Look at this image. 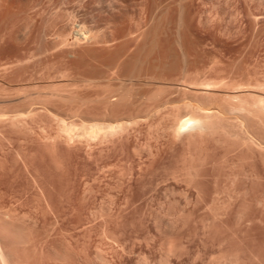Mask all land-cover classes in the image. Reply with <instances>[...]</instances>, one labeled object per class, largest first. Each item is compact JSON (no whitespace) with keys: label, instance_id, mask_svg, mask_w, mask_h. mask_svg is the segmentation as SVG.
Here are the masks:
<instances>
[{"label":"rangeland","instance_id":"1","mask_svg":"<svg viewBox=\"0 0 264 264\" xmlns=\"http://www.w3.org/2000/svg\"><path fill=\"white\" fill-rule=\"evenodd\" d=\"M263 101L264 0H0V264H264V149L169 131Z\"/></svg>","mask_w":264,"mask_h":264},{"label":"bare ground","instance_id":"2","mask_svg":"<svg viewBox=\"0 0 264 264\" xmlns=\"http://www.w3.org/2000/svg\"><path fill=\"white\" fill-rule=\"evenodd\" d=\"M117 1V0H116ZM151 2V1H150ZM151 5V4H150ZM149 5V6H150ZM145 7H146V5H145ZM126 10V9H125ZM126 14V13H125ZM128 15V14H127ZM124 18V17H123ZM80 29H81V27H80ZM78 31H81V30H78ZM87 32V31H86ZM84 38H86V35H85V31L84 32H82V34H81ZM158 61V60H157ZM152 63V62H151ZM149 63H147V65H148ZM150 65V64H149ZM177 65V64H176ZM160 67H162L161 65H156V64H153V65H150L148 68L145 66V68H146V70L145 71H143V75L147 78H150V77H153V75H154V73H155V70L157 69V68H160ZM165 66H163L162 68L163 69H166V68H164ZM168 67V66H167ZM173 68V67H172ZM161 70V69H160ZM169 70V69H168ZM167 70V71H168ZM142 71V70H141ZM159 71V70H158ZM162 72V71H161ZM164 72V71H163ZM141 74V75H142ZM140 74H139V76H141ZM142 78H144L143 76H142ZM152 79V78H151ZM197 84V86H202V87H204L205 89V91H207V88H210L212 85L208 82V81H205V80H203V81H199L198 83H196ZM209 92V91H208ZM166 93H167V90L166 89H164L163 87H157L156 89H154L149 95H148V97L145 99V101L146 102H149V103H152V104H158V103H161V101H163V98L165 97V95H166ZM197 93V92H196ZM206 93V92H205ZM258 99V98H257ZM258 100H260V99H258ZM113 101H117L116 99L115 100H113ZM264 102V101H263ZM236 103V102H235ZM247 103V102H246ZM245 103V104H246ZM250 103V102H249ZM257 103V102H256ZM200 104V103H199ZM199 104H197V103H191V102H185L183 105H182V107L181 106H178V109H180L181 108V110H182V113L181 114H179V115H176V116H174V120H173V122H172V125H171V127H169V131H171V138H172V140H179V139H183V138H187V139H193L194 137H200V135H202V134H206V133H213V132H215V131H217V130H219V129H224V125L223 124H226V123H228V122H232L231 120H232V118L231 117H229V116H232V115H235V116H237L236 117V119H235V122L234 123H236V124H233V128H235V134L234 135H236V136H240V139H242L243 138V142L245 143V144H248V145H250L251 147L252 146H257L258 148H260V150L261 149H264V142H262L261 140H258V138H256L257 137V135H256V137L253 135V133H251V131H250V128H252V127H249V125H250V123H249V118L248 117H250L253 113H252V111H250L251 109H250V106L249 107H247V106H245V105H242L240 102H239V104H241V106L239 107V105H237L238 104V102L236 103V105H231L232 107L230 108V109H228V112H227V114H225V113H221V112H217V111H211V110H209V109H204L203 107H201ZM251 104V103H250ZM249 105V104H248ZM253 105V104H252ZM255 105H257L258 106V104H255ZM254 105V106H255ZM237 106V107H236ZM254 106H251V107H254ZM174 107V106H173ZM167 109L168 108V104L165 102V101H163L162 102V105L157 109L158 111L159 110H162V109ZM175 108L177 109V106L175 105ZM257 108H259L260 110H261V113H263L264 114V105L263 104H259V107H257ZM256 109V107L253 109L252 108V110H255ZM260 110H255V111H260ZM175 111V110H174ZM177 111V110H176ZM255 111H254V114L256 115V113H255ZM179 112V111H178ZM2 113V112H1ZM176 113V112H175ZM252 113V114H251ZM259 114L258 113V116H261L262 114ZM251 114V115H250ZM3 116H6V115H3V114H0V120H1V118H3ZM10 117H12V115L10 116ZM19 117V116H18ZM257 117V116H256ZM259 118H261V117H259ZM6 119V118H5ZM13 119H15L14 117H13ZM16 119H18V118H16ZM249 119V120H248ZM254 119H256V118H254ZM264 119V118H263ZM234 120V119H233ZM252 120V119H251ZM258 120V119H257ZM2 121V120H1ZM9 121V120H8ZM12 120H11V118H10V122H11ZM5 122V121H4ZM4 122H2V123H4ZM9 122V123H10ZM63 122V121H62ZM62 122H61V125H62ZM255 121L253 120V123H254ZM264 121H262V123H263ZM1 123V124H2ZM8 123V122H7ZM16 124L18 123V122H15ZM122 122H120V123H117V124H115V125H112V126H110V125H106L107 126V128L110 130V131H108V129L107 128H105L106 129V131H108V133L109 132H111L112 130H115L116 128L118 129V128H121V126H123L122 124H121ZM253 123H251V124H253ZM259 123H260V120H259ZM59 124V123H58ZM63 124H64V122H63ZM89 124V123H88ZM230 124V123H229ZM60 125V126H61ZM68 125V124H67ZM71 125V124H70ZM77 125V124H76ZM75 125V126H76ZM81 125V124H80ZM125 125V124H124ZM231 125V124H230ZM256 125V124H255ZM261 125V124H260ZM62 126H64V125H62ZM105 126V127H106ZM262 126V125H261ZM260 126V127H261ZM17 127V126H16ZM65 128H63V130H64V132H70L69 134H72V132H74V130L76 129V127H75V129L73 128L74 126L72 125L71 127L73 128V131L71 132V127L70 128H67V126H64ZM82 127V129H80ZM79 126V129L81 130V132H82V134L80 133V132H78V131H75L74 133L76 134V132L78 133L77 135H79V133L82 135V136H80V138L81 137H84V135H85V138H86V136L87 135H90L91 136V138L93 137V136H95V134L97 135L98 134V132H101L102 133V130H104L105 131V129H104V126H102V124L100 125V124H98V123H91V125H89V128H88V126L86 127V126H84V125H82V126ZM263 127V126H262ZM77 128H78V126H77ZM232 128V127H231ZM62 129V128H61ZM124 129V128H123ZM233 130V129H232ZM117 131V130H116ZM113 132V131H112ZM105 133V132H104ZM228 133V132H227ZM68 134V133H67ZM68 134V135H69ZM91 134H93V135H91ZM232 134V133H231ZM67 135V136H68ZM77 135H74V136H77ZM229 135H230V133H229ZM233 135V136H234ZM90 136H88V137H90ZM263 136V135H262ZM62 137V136H61ZM238 138V137H237ZM89 139V138H88ZM70 140V139H69ZM73 140H75V139H73ZM72 140V141H73ZM82 140V139H81ZM80 141V140H79ZM78 141V142H79ZM88 141V140H87ZM185 141V140H184ZM256 148V147H255ZM251 149V148H250ZM259 152V151H258ZM193 177V176H192ZM229 199V198H228ZM258 204V203H257Z\"/></svg>","mask_w":264,"mask_h":264}]
</instances>
